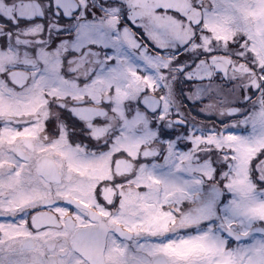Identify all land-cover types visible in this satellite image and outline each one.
Returning a JSON list of instances; mask_svg holds the SVG:
<instances>
[{"label":"snow or ice","instance_id":"6c2138e0","mask_svg":"<svg viewBox=\"0 0 264 264\" xmlns=\"http://www.w3.org/2000/svg\"><path fill=\"white\" fill-rule=\"evenodd\" d=\"M0 264H264V0H0Z\"/></svg>","mask_w":264,"mask_h":264}]
</instances>
